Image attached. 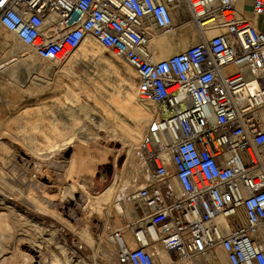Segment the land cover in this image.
<instances>
[{
    "label": "built area",
    "instance_id": "2783aa9c",
    "mask_svg": "<svg viewBox=\"0 0 264 264\" xmlns=\"http://www.w3.org/2000/svg\"><path fill=\"white\" fill-rule=\"evenodd\" d=\"M239 0H0V25L40 59L91 36L137 71L155 105L115 198L140 217L111 236L117 264H264V32ZM253 16L264 0H252ZM189 21L199 40L157 60L150 43Z\"/></svg>",
    "mask_w": 264,
    "mask_h": 264
},
{
    "label": "rangeland",
    "instance_id": "374dc122",
    "mask_svg": "<svg viewBox=\"0 0 264 264\" xmlns=\"http://www.w3.org/2000/svg\"><path fill=\"white\" fill-rule=\"evenodd\" d=\"M191 28L184 31V27L179 26L172 34L159 32V35L169 36V44L178 48L185 41L192 44L195 38L199 40L197 31ZM87 38L97 42L91 36ZM100 47L101 50L92 51L87 42L72 51L70 59L59 57L55 61H45L27 47L24 49L11 32L0 26V142L8 148V158H4L0 149V187L13 193L11 200L33 220L27 227L10 222L5 227L14 233L19 256L23 245H34V239L41 242L42 247H36L32 256L33 264H49L53 252L61 260L64 258L53 241L44 243V238L54 229L69 248L73 264L82 262L80 259L87 264H117L118 248L110 239L112 230L121 227L124 234L130 232L128 226L140 217L141 210L136 203L121 202L124 210L120 213L112 203L102 204L100 210L84 209L88 193L80 186L88 183V178L78 172L79 155L96 157V165L90 169L89 193L97 195L114 181V191H117V185L135 171L132 167L134 155L127 154L129 142L123 137L120 125L132 128L138 118H143L144 133L153 115L151 103L140 100L136 93L137 72L132 76L126 60ZM101 57L120 65L119 74L108 68ZM129 82L134 83V90ZM66 84L72 88L73 95L63 90ZM75 95L80 100H75ZM82 103L89 104L91 112L96 111L92 113L96 121L87 117L81 109ZM40 112L43 119L39 120L41 130L37 131L25 123V117ZM111 116L114 121L109 122L107 117ZM43 129L51 131L48 132L50 140ZM118 151L126 159L115 166ZM73 155L76 163L71 164ZM115 174L118 176L114 179ZM72 183L74 189L70 186ZM86 223L90 235L82 230ZM6 237L9 238L8 232ZM105 241L113 244L108 250L110 253ZM217 253L227 259L222 250L218 249ZM12 257L5 256L4 264H12ZM13 258L16 261V257ZM26 260L22 257L20 264H25ZM224 264L229 263L225 261Z\"/></svg>",
    "mask_w": 264,
    "mask_h": 264
},
{
    "label": "bare ground",
    "instance_id": "6f19581e",
    "mask_svg": "<svg viewBox=\"0 0 264 264\" xmlns=\"http://www.w3.org/2000/svg\"><path fill=\"white\" fill-rule=\"evenodd\" d=\"M179 26L180 27H184V31H187L189 29H192L191 27H193L192 24L189 21H184L181 24H179ZM168 37L169 36H166V35L161 36V35L157 34L154 37V39L151 41V43H150L151 47H153V49H154V55H155V58L157 60H161V59L167 58L168 56H170V55H172L174 53H177L179 51L185 50L187 47H189L191 45V44H188L185 41L182 44V46H180L178 48H174L173 46H171L169 44V38ZM87 42L91 44V46H92V49L91 50L92 51H94V50H101V47L100 46H102V45L97 44L98 42H96V43L92 42L89 38H85L80 45H82V44L85 45ZM197 42H198V40H197V38H195L194 41L192 42V44H195ZM23 47H24V49H27L28 48V47L26 48L25 45H23ZM70 58H72V53H69L68 55L65 56V60L70 59ZM158 58H161V59H158ZM101 60H103V62L105 63V65L108 68L112 69L117 74H119L120 70L122 69V67L120 65H118L116 62H114L113 60H111L109 58L101 57ZM128 70H129V72H131V75L132 76H134L135 75V72H137L136 71V68L132 64H130V63H128ZM16 84L17 83H15V85ZM129 85H130V88L132 90H134V88H135L134 87V83L133 82H129ZM63 90L65 91V93H70V94L72 93V95H73L72 88L70 86H68L67 84L64 86V89ZM66 95H65V97H66ZM74 97L77 98V99L75 98V100H80V97L78 95H75ZM67 100H68V98H67ZM142 101L145 102L146 100H142ZM75 102H77V101H75ZM148 103H150V102H148ZM80 105H81V109L84 110V112L87 115V117H89L90 120L96 121V120H94L95 117L93 115V114H95V113H93L95 110L93 109V112H91L92 109L89 110L90 109L89 108L90 107L89 104L82 103ZM151 105L153 106V115H154L155 105H153V104H151ZM153 115H152V117H153ZM107 118L109 119V122H110L111 120L114 119V116L107 117ZM41 119H43V116H42V113L40 112V113L35 114V116L25 117V121H26L25 123H28L29 125L31 124L32 128L35 129V130H37V129L41 130L40 124H39V120L41 121ZM115 122H117V121H115ZM101 125H103V124H101ZM104 125H105V123H104ZM54 126H55V124H54ZM54 126L52 127L53 129H55ZM113 126L115 127V125H113ZM113 126H112V128H113ZM144 127H145V125H144L143 118H138L135 121V123H134V127H132V128L131 127L129 128V127L125 126V125H120L121 132H122L123 137L125 138V140H127L129 142V149H128V152H127L128 155L129 154L132 155V156L134 155V150H136L135 148L138 146V143H139L140 138L142 136ZM46 130L43 129L42 132H44L45 135L47 136V138L50 140L51 139V136H50L49 133H51V131H49V130L46 131ZM97 136L98 135H96V138L95 139H97ZM110 136L113 137V135H111V133H110ZM119 136H121V135H119ZM110 139H111V137H110ZM85 141H87V140H85ZM120 142H121V140H120ZM106 148L109 149V150H113V148L112 147H109V146H106ZM0 149H2L3 153L5 154L4 155L5 156L4 158H8V154H6L8 152V148H7V146H5V143L4 142H0ZM115 150L117 151L118 149H115ZM119 152H121V151H118V154L115 156V166H117L118 163H120V162H121V164H123L125 162V159H126V157L122 158V153H119ZM70 163L71 164L76 163V156L73 155L71 157ZM95 165H96V157H93V156L92 157L91 156L81 157L79 155V157L77 159L78 172L80 173V175L82 177L88 178V183H83L80 186V188L82 190H84V191H86L88 193L87 194L88 195V201H87L86 205L84 206V209H87L89 211L92 210V209H95V210L98 209V210H100L101 209L100 206L102 204H110V203H112L113 208H115V210L117 212H119V213H120V211L122 212L124 210L123 209V205H122L121 202H118L117 199L114 196L116 194V191H114V182L115 181L113 183H111L110 186L106 187L102 192H100L97 195H92L91 193L88 192V188L92 184V177L90 176V169L92 167L94 168ZM132 167L133 168L135 167V164L134 163H132ZM117 176L118 175L115 174L114 175V179ZM129 180H130V177H127L125 179V181H129ZM70 186L74 189L75 184L72 183V184H70ZM115 190H117V189H115ZM13 198H14V194L13 193L8 192V191H6V190H4L3 188L0 187V227H1V233H0V264H4L5 256L7 257L8 254L12 255L13 257H16V261L14 260L13 257L11 258L10 262L12 264H20V263H22L21 262V258L22 257H26L27 258L25 264H33L34 262L32 260V256L34 255V251H35V248L36 247H39V246H40V248L42 247L41 246L42 245L41 242H39V240H37V239H34L33 240L34 245H23L21 247V252H20L21 255L19 256V255H17L16 250H15V246H16L17 242L15 240L14 233L12 231H10L9 228H6L5 227V225H6L7 222H10L12 225H14V224L23 225L24 224L25 227H27V225H32V222H33V220L28 216L27 212L23 208L19 207L15 202H13L11 200ZM126 204H127V202H126ZM130 225L128 227H130ZM82 230L85 231L88 234L90 233L89 226H88L87 223L84 225V227H82ZM6 232L9 233V238L6 237ZM24 232L28 233V230L27 229H24ZM125 238H126L129 246H131V247H134L135 246V241H134V239L132 237V233L131 232L125 233ZM44 239H45L44 240V243H46V244L48 242L50 243V242L53 241L56 244V246L59 248V250L64 254V258L61 260L58 257L57 253H54L53 252L52 253L53 257L50 260V263L49 264H58V262H59V264H73V262H72L73 260L71 259V256L68 255V249L69 248L66 246L65 241H62L61 238H59L57 236V230H55V229L54 230H51V232L49 233V237L48 238H44ZM110 239L115 244V241L113 240L112 236H110ZM24 246H26V247H24ZM112 246H113V244H110V243H108V242L105 241V248H106L107 251L108 250L110 251V249L112 248ZM157 249H158V252H159V258H158L157 264H167L169 262V260H170V257L168 255V253L165 252L159 246H157ZM41 251L43 253V248L41 249ZM105 255L109 258V255L108 254H105ZM217 258L218 259L216 261V264H224L225 261L227 263H229L226 258L223 259V257H221L220 255L217 256ZM80 261H82V262H77V263H74V264H87L82 259H80ZM186 263L187 264H191V262H186Z\"/></svg>",
    "mask_w": 264,
    "mask_h": 264
},
{
    "label": "crops",
    "instance_id": "0c3cea01",
    "mask_svg": "<svg viewBox=\"0 0 264 264\" xmlns=\"http://www.w3.org/2000/svg\"><path fill=\"white\" fill-rule=\"evenodd\" d=\"M237 8L241 13L254 18L253 20L256 26L258 27V29L264 32V14L258 17L253 16L252 0H239L237 3ZM181 264H187V263L182 262Z\"/></svg>",
    "mask_w": 264,
    "mask_h": 264
}]
</instances>
